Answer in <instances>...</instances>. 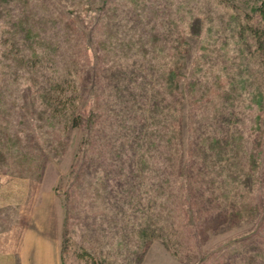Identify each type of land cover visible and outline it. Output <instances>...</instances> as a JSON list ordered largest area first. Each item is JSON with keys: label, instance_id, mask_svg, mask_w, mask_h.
I'll return each instance as SVG.
<instances>
[{"label": "rangeland", "instance_id": "374dc122", "mask_svg": "<svg viewBox=\"0 0 264 264\" xmlns=\"http://www.w3.org/2000/svg\"><path fill=\"white\" fill-rule=\"evenodd\" d=\"M75 1L66 0L67 12L84 15ZM115 1V20L87 44L100 63L125 56L139 64L146 60L154 74L139 72L147 89L146 95L139 91L137 102L149 105L153 116L139 117L130 107L129 82H122L121 94L128 98L118 97L117 106L103 101L90 151L84 148L83 126L66 127L41 96L57 67L53 63L63 64L82 49L75 44L82 38L47 27L43 43L11 48L3 39L22 0L0 3V264H46V254L28 258L20 251H53L59 264H264V220L247 216L246 208L264 192V62L254 50L255 36L239 31L241 22L246 29L245 15H252L255 0ZM181 34L188 45L174 70L177 78L189 80L196 100L183 106L194 116L180 122L182 147L204 140L240 146L245 154L259 151L260 188L253 195L239 189L230 163L217 173L207 166L205 152L195 157V172H180L187 154L178 155L175 170L165 166L164 114L174 105L150 89L171 81L172 75L160 79V66L173 57L168 51ZM31 52L38 56L26 61ZM188 129L196 130L194 136ZM135 139L145 144L144 155L129 152ZM232 161L238 174L239 162ZM190 177L195 187L185 192L181 181ZM257 225L260 235L253 238Z\"/></svg>", "mask_w": 264, "mask_h": 264}, {"label": "trees", "instance_id": "16d2710c", "mask_svg": "<svg viewBox=\"0 0 264 264\" xmlns=\"http://www.w3.org/2000/svg\"><path fill=\"white\" fill-rule=\"evenodd\" d=\"M9 2L10 0H0V3L6 4ZM65 2L66 0H22V9L16 21H10L11 23L7 22V24L11 25L8 27L9 31L8 33L6 32L8 35L6 38L4 37L3 41H9L11 48L19 49L21 42H27V46L32 48L44 42V39L41 38V33L47 27H51L54 34L57 31L63 30L66 36L71 38L77 36L78 40L82 38V42L78 41L75 43L83 47L82 49H75L71 52L70 57L65 59L63 64L53 63L57 67L51 68V75L47 79L46 87L42 91L41 96L45 99V106L50 112L63 117L66 127L68 125L71 128H80L81 125L83 126L84 148L85 151H90L91 140L96 137V133L94 135V132L97 129V120L101 113V104L104 100H109V103H115L116 106L118 103H121L118 97L123 96L121 92L126 89L122 87V82H129L130 86L127 93L129 94L128 97L131 98L130 107L139 112V117H147L148 119V117L153 116V111L150 109V106L143 102H137V97L142 96L141 94L139 95V91L142 89L145 90L146 95L147 89V87H143L144 83L139 82V80H142L139 78V72L149 70L151 77L154 73H152L150 65L145 66L144 62L146 60L144 59H142L143 61L140 60L139 64L130 62L133 60L125 56L111 60L109 64L103 63L102 61L100 63L96 59V57L99 58L96 50L93 49V46L91 47L87 44V38L91 39L92 36L97 34L99 29L104 28L105 25L115 20V9L117 10L115 0H111V2L110 0H76L77 5H80V8L84 10L83 17L81 16L82 13L75 15L69 11L67 12ZM254 2L251 5L252 15L249 13L245 15L244 23H246V29H243V23L241 22L239 24V31L240 33L250 31L249 33L255 36L256 44L254 50L261 53L262 62H264V0H255ZM6 9V6L2 7V10ZM248 14L252 16L249 19L247 17ZM181 35H183V38L181 39L180 37V40L178 42L176 41L177 44H174V47L168 51L173 57L165 59L160 66V79H165L164 76L166 75H172L171 81L167 82L166 88L163 87L161 89V87L153 86L150 89L154 95L163 94L165 97L170 98L174 105V107L172 106L167 109L164 114L165 129L162 134L163 143L161 148L163 149L162 156L165 166L168 169L175 170L178 155L187 154L188 157L181 162L180 172L181 170L195 172L197 170V164L196 162L194 163V159L197 155L205 152V157L203 158L206 160L207 166L210 165L212 168V165H214L215 168L212 170L217 173L218 171L221 172L222 169L224 171L226 165L230 163L228 169L229 175L233 179H237L238 177L240 183L236 184L239 185V189L247 195H253L260 188L258 186L256 187V182L260 179L256 175L258 172V164H256V161L258 163L261 162L255 156L256 154L260 157L259 151L254 153L255 150H252L250 154L246 151L245 154V152L241 153L240 146L226 145L221 141L202 142L204 140L195 146L190 142L188 148L182 147L183 137L181 135L184 129L180 122L183 121V116L188 117L190 120L194 116L192 109H188L185 112L183 106L186 102L190 105L195 104L196 100L193 98V92L189 90V80L186 76L182 77V79L177 78L174 70L185 60L184 52H186L188 42L185 41V34ZM90 50H94L93 55L90 54ZM160 52L158 50L156 55L158 56ZM36 56H38L36 53L31 52V54L26 56V61ZM84 56L87 58V62H78ZM90 56L93 61H90ZM20 60L22 59L20 58ZM165 66L170 69L166 70ZM71 74L75 76V79L70 77ZM39 90L41 91L42 89ZM128 97L127 95L123 96V98ZM139 105L143 108L139 107ZM123 114H125V111ZM140 121L138 119V122ZM136 129L138 128H134V130ZM195 132L196 130L194 129L186 130L187 135L190 133L191 137L194 136ZM134 144L136 147H129V152H132V154L133 152H137L138 156L146 153L145 144L140 139H135ZM191 157L193 158L192 161H190ZM235 159L239 162L238 174H235V169L231 167V163L234 162L232 160ZM138 162L139 165H142L140 161ZM195 183L191 177L188 179L185 178L184 181H181L180 188L187 192V190L195 187ZM71 186L73 187L72 192L75 194V188L77 187L76 180ZM259 194V199H255V197L250 198L248 205H246L247 216H257L258 223L259 220H264V192ZM183 204L188 206V199ZM182 211L186 213L185 208ZM257 213H259V216ZM259 229L258 225L254 229L252 228L250 235H254V237L252 236L253 238L260 235Z\"/></svg>", "mask_w": 264, "mask_h": 264}, {"label": "crops", "instance_id": "0c3cea01", "mask_svg": "<svg viewBox=\"0 0 264 264\" xmlns=\"http://www.w3.org/2000/svg\"><path fill=\"white\" fill-rule=\"evenodd\" d=\"M22 254H23V257H24V255H26L25 257H28V258H30V257L39 258L43 254H46V257H45V258H47V260L45 262L46 264H59V260H58L57 254L54 253L53 251H47L46 253L39 252V251H33L31 253H28V254H25V253H23V251H20L19 252L20 257L22 256ZM20 264H44V262H42V261H38V262L36 261L35 262V261H31V260L25 262L23 260L22 263L20 261Z\"/></svg>", "mask_w": 264, "mask_h": 264}]
</instances>
